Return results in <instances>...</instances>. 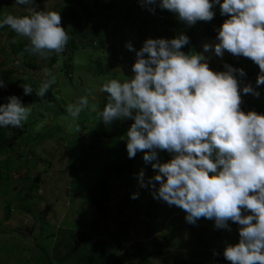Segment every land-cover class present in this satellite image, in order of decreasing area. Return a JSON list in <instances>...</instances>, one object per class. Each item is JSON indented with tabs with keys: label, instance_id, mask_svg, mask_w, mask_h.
Returning <instances> with one entry per match:
<instances>
[{
	"label": "rangeland",
	"instance_id": "374dc122",
	"mask_svg": "<svg viewBox=\"0 0 264 264\" xmlns=\"http://www.w3.org/2000/svg\"><path fill=\"white\" fill-rule=\"evenodd\" d=\"M35 4L37 10L60 12L70 39L62 53L44 58L28 51L25 58L14 46H29L27 38L9 26L0 27V78L10 72L9 83L0 87L1 98L17 96L18 79H32L29 83L40 88L51 78L45 70L56 80L49 87L50 100L25 103L31 107L28 120L22 128L9 126L7 132L9 146L24 149L0 159V264H85L79 261L85 254L81 247L91 238L112 247L117 264H230L220 257L227 245L239 242L236 231L240 226L228 222L231 231L218 229L214 220L206 218L190 224L184 210L154 199L150 188L140 187V171L146 183L156 170L144 162L143 152L128 157L126 133L132 119L108 125L100 120L108 98L100 89L111 79L123 82L133 77L136 52L146 39L171 40L184 34L194 37L188 53H202L211 70L226 71L225 64L243 69L245 76L236 74L241 109L264 114V85H256L259 66L226 50L222 57L215 55L214 48L204 52V44L218 42L203 36L208 26L215 29L211 21L189 26L175 13L159 16L136 7L133 0H35ZM102 4L111 10H102ZM29 7L0 0V21L5 14L27 15ZM212 10L214 17L221 16L219 5ZM95 17L105 24L99 39L94 36ZM88 40L93 42L91 47L85 44ZM71 41L78 48L70 47ZM129 43L134 50L126 47ZM52 56L55 64H51ZM249 84L259 96L242 92ZM85 95L97 110L86 109L78 118L71 117L68 105ZM172 155L158 151L161 163ZM104 192L110 210L107 219H100L94 200ZM133 193H139L137 199L131 198ZM121 223H127L130 230L122 239L117 234Z\"/></svg>",
	"mask_w": 264,
	"mask_h": 264
},
{
	"label": "clouds",
	"instance_id": "9594fccd",
	"mask_svg": "<svg viewBox=\"0 0 264 264\" xmlns=\"http://www.w3.org/2000/svg\"><path fill=\"white\" fill-rule=\"evenodd\" d=\"M15 2L30 5L28 14H5L0 27L9 26L27 38L25 51L32 54L47 58L53 52L62 53L70 37L60 12L37 10L35 0ZM140 2L155 11L152 6L157 0ZM215 5L228 18L218 30V42L204 44V52L214 48L218 57L226 50L251 59L260 70L256 85H264V0L159 2L161 9L175 13L189 26L211 21ZM188 43L184 34L171 40L146 39L136 52L133 77L123 82L111 79L101 86L108 98L100 120L106 125L121 119L134 121L126 133L128 157L143 152L144 162L156 170L146 183L140 171V187L150 188L154 199L184 210L190 224L206 218L214 220L216 228L231 231L228 222L238 223L239 242L225 247V259L230 264H264V114L241 109L236 73L245 76L243 69L225 64L226 71H213L202 53L181 50ZM126 47L134 50L130 43ZM45 75L51 78L38 89L40 97L56 82L47 70ZM4 84L0 80V87ZM22 88L24 95L33 93L30 84ZM242 92L259 96L250 84ZM86 109L97 110L89 105L87 95L69 104L67 112L78 118ZM30 115V105L12 95L0 104V127L22 128ZM23 149L14 147L12 153ZM158 151H167L172 158L161 163ZM138 196L133 193L131 198Z\"/></svg>",
	"mask_w": 264,
	"mask_h": 264
},
{
	"label": "trees",
	"instance_id": "16d2710c",
	"mask_svg": "<svg viewBox=\"0 0 264 264\" xmlns=\"http://www.w3.org/2000/svg\"><path fill=\"white\" fill-rule=\"evenodd\" d=\"M71 2L72 3L81 2V0H71ZM159 2H160V0H157V4L152 6L155 9L154 13H157L159 16L171 15L172 12H170L166 9H161L159 7ZM133 3L136 7H142V8L148 9L147 7H143L141 5L140 0H133ZM100 6L103 7L101 9L104 11H110L111 10V6H109V5L102 4ZM216 6L217 5H215L214 7H216ZM85 8H86L85 4H83L84 11H85ZM227 18H228L227 16H222V15L214 17L211 20V22L214 24L215 29L212 30V27L208 26L207 27L208 31L205 32L203 34V36H211L213 39H215L217 41L216 37L218 35V30ZM104 26H105V24H103L101 22H96V24H95V30H96L95 32L96 33L94 34V36L98 37L97 39H99V36L102 35V32L100 30L105 28ZM170 26H172V25H169V27ZM193 38L194 37H189V43L192 42ZM92 40H94V39H92ZM92 40H88L85 43L86 46L91 47L93 45ZM189 43L182 48L183 49L182 51L185 52L186 54H188V51H189ZM69 45H70V47H72L74 49L78 48V45L75 43V41H71ZM27 47H29V46L28 45H18V46L15 45L14 49H15L16 53L23 54L24 57L26 58L28 51H25V49ZM51 60H52L51 64H55L56 59L54 56H52ZM70 64H71V62H70ZM30 65L32 66L33 64H30ZM32 67H35V65H33ZM9 73L10 72H7L3 78H0V80H3L5 82L4 85H7L9 83V81H8V78L10 76ZM32 81H33L32 79L29 80V82H32ZM29 82L25 79H22V80L18 79L16 81V84H15V86L17 87V91H18L17 97H19L21 99L23 104L35 103V102L46 103L50 100V98H51L50 97V95H51L50 88L47 90V93L45 96L40 97L36 94L38 89H39L38 85L30 84ZM25 84H30L32 86V88H33L32 94L24 95L22 86ZM7 102H8V99H3L0 97V104H4ZM106 103H107V101H105L104 107L106 106ZM8 130H10L9 127H7V128L0 127V156L6 155L8 153L10 154L13 151L12 149H14L13 148L14 146L13 147L11 145L9 146L8 141H7ZM127 176H129V175H127ZM107 180H105L104 182H106ZM101 189H102V191H105V188L103 186H100V190ZM94 204L96 206V209L99 210L100 219H107L109 216V210H110L109 206H108V193L107 192L102 193L100 198H98L97 200H94ZM229 222L231 225L240 226L238 223H234L232 221H229ZM120 225H121V227H120ZM120 225H119L120 229L118 230L117 234L119 237H125L127 235V233L130 232V230H128V225H127V223H121ZM118 247L120 249L122 248L120 243L118 244ZM111 248L112 247L105 246V243L103 241L100 242L98 240H94L93 238H91V239H89V241H87L85 246L81 247V251L84 250L85 254H83L81 257H79V261H81L82 263H85V264H117L119 262L118 257L115 256L114 251H112ZM78 250L79 249H76L75 251L72 250L71 254H76L77 253L76 251H78ZM126 255H128V253ZM129 257H130V255H129Z\"/></svg>",
	"mask_w": 264,
	"mask_h": 264
},
{
	"label": "crops",
	"instance_id": "0c3cea01",
	"mask_svg": "<svg viewBox=\"0 0 264 264\" xmlns=\"http://www.w3.org/2000/svg\"><path fill=\"white\" fill-rule=\"evenodd\" d=\"M245 215H247V214H250V213H244ZM236 236L239 238V229H237V231H236ZM153 237V236H152ZM121 239H122V237H120ZM150 239H152V238H150ZM139 243H145V242H143V241H141V242H139ZM122 251H124V249L122 250ZM136 261V260H135ZM134 261V262H135Z\"/></svg>",
	"mask_w": 264,
	"mask_h": 264
},
{
	"label": "built area",
	"instance_id": "2783aa9c",
	"mask_svg": "<svg viewBox=\"0 0 264 264\" xmlns=\"http://www.w3.org/2000/svg\"><path fill=\"white\" fill-rule=\"evenodd\" d=\"M109 15H110V14H109ZM109 15H107V16H109ZM107 16H104V19H106V18H107ZM94 19H95V21H101V20H98V18H97V17H95ZM101 23H103V22H101ZM103 24H104V23H103ZM12 147H13V146H12ZM14 147H15V146H14ZM14 147H13V148H14ZM15 152H16V151H15ZM19 152H21V151H19ZM0 159H1V156H0Z\"/></svg>",
	"mask_w": 264,
	"mask_h": 264
},
{
	"label": "water",
	"instance_id": "95a60500",
	"mask_svg": "<svg viewBox=\"0 0 264 264\" xmlns=\"http://www.w3.org/2000/svg\"><path fill=\"white\" fill-rule=\"evenodd\" d=\"M29 234L31 235L32 234V231H29ZM221 259H224V255L222 254V256L220 257ZM228 261V260H227Z\"/></svg>",
	"mask_w": 264,
	"mask_h": 264
}]
</instances>
